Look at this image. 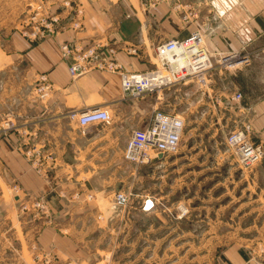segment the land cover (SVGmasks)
I'll use <instances>...</instances> for the list:
<instances>
[{
    "label": "crops",
    "instance_id": "1",
    "mask_svg": "<svg viewBox=\"0 0 264 264\" xmlns=\"http://www.w3.org/2000/svg\"><path fill=\"white\" fill-rule=\"evenodd\" d=\"M17 1L0 0V121L11 115L16 127L0 137V205L12 203L3 198L5 192L14 204L26 197L46 202L50 216L29 220L32 242L60 260L76 259L80 264L114 260L118 246L122 264H257V253L264 255L255 241L257 236L264 238V159L251 172H242L227 150L226 136L220 139L203 127L190 129L189 141L181 142L176 155L153 164L168 166L164 175L170 176V192L151 195L139 184L146 176L144 168L123 159L130 131L149 122L140 125L137 119L144 103H123L117 73L92 71L72 79L60 45L131 46L137 55L120 51L116 60L126 71H147L156 44L196 30L209 52L253 44L264 33V0H167L154 8L147 7V0H46L50 11L60 15L61 27L51 38L37 41L21 34ZM65 2L82 11L78 29ZM189 9L195 16L184 21L182 13ZM40 76L51 86L44 99L34 94ZM97 108L109 112V125L88 126L82 132L67 118L71 111ZM119 110L121 119L127 118L124 125L115 117ZM232 112L247 117L253 140L264 147V97L235 105ZM238 127L235 123L233 130ZM24 143L50 155L42 160L41 171L23 153ZM163 176L162 170L154 173V181L161 183ZM12 184L20 188L19 198ZM116 191L148 194L164 203V209L143 213L137 201L119 210L111 204ZM107 201L109 209L103 210ZM179 206L188 212L181 219L175 217ZM91 209L104 211L101 223L107 233L86 223ZM118 218L120 231L113 228ZM101 233L107 234L109 245L96 247L92 253L98 260L91 263L88 252L82 254L79 247L93 242L98 246ZM100 253L106 255L102 258ZM259 259L264 262V257Z\"/></svg>",
    "mask_w": 264,
    "mask_h": 264
},
{
    "label": "built area",
    "instance_id": "2",
    "mask_svg": "<svg viewBox=\"0 0 264 264\" xmlns=\"http://www.w3.org/2000/svg\"><path fill=\"white\" fill-rule=\"evenodd\" d=\"M26 14L19 22L21 34L26 38L37 41L54 36L61 27L59 14L50 11L46 0H26ZM167 0H147V7H154ZM65 7L70 8L76 19H72L75 29L79 28L78 16L81 10L78 6H71L65 2ZM179 5L175 9L179 12ZM195 16L190 9L182 13L185 21L187 16ZM64 60L68 61V73L72 79L78 78L92 71L117 73L120 79V88L123 99H141L152 92H158L175 84L193 82L199 87L207 84V75L212 69V56L205 48L202 34L196 30L182 38L167 39L156 44L153 54L157 61L147 71L129 72L122 68L116 60L118 52L128 55H137V50L129 46H117L96 42L81 46L77 43L65 42L60 45ZM237 58L236 54L220 56V62L226 63ZM236 60V59H235ZM234 60V61H235ZM238 65L248 64V57L239 59ZM230 64V63H228ZM51 86L45 76H40L34 86V94L40 99L47 97ZM231 100L238 103L241 100L239 92L231 96ZM241 105V104H240ZM70 122L76 124L82 132L88 126L109 125L111 115L106 109H93L85 112L71 111L67 114ZM15 123L11 115H6L0 121V137H6L15 130ZM185 131V122L179 115L156 110L153 112L148 124L142 128H135L130 132L123 159L135 167H144L155 164L160 157L176 155ZM252 125L249 120L240 124V127L230 131L225 138L227 150L242 172H251L264 159V147L252 138ZM24 134V131H22ZM23 153L30 164L38 171L43 168L42 160L48 161L49 154H43L40 149L31 143H24ZM11 191L19 195L20 188L11 185ZM64 198L65 196H61ZM19 198V196H18ZM92 198L88 196V200ZM112 203L123 210L134 202H140L139 210L143 213L150 212L161 206L160 202L148 194H135L132 191H116L112 196ZM22 209L31 217H49V208L46 202L36 197L22 198ZM178 219L187 215V210L179 206ZM35 249V248H34ZM262 253L264 249L262 248ZM257 264H264L263 262Z\"/></svg>",
    "mask_w": 264,
    "mask_h": 264
},
{
    "label": "rangeland",
    "instance_id": "3",
    "mask_svg": "<svg viewBox=\"0 0 264 264\" xmlns=\"http://www.w3.org/2000/svg\"><path fill=\"white\" fill-rule=\"evenodd\" d=\"M16 7L17 20L20 22L26 14V0H18ZM205 44L206 40H204V45ZM240 44V47L234 49L228 47V51L209 52L212 56L211 61L213 66L207 75V84L205 86L199 87L193 82L175 84L164 90L145 95V97L147 96L145 100H143V98L131 100L124 98L123 103L134 107L137 106L139 102L142 104L144 103L139 107L140 110L138 113H136L140 125H145L156 110L179 115L185 122V131L182 141H189V130L197 129L199 131L197 127L215 131L217 132L218 138L223 139L233 130V125L235 123L240 126L242 122L248 120L245 115L239 118L233 115L232 110L235 105L242 106L243 103H253V101H258V99L264 97V33L261 34L253 44ZM229 54H236L237 58L235 61L237 62H239V59L243 56L248 57L249 63L233 67L231 64L220 62V56ZM149 61L151 69L153 67L152 64L157 63L153 53H151ZM210 89L212 91H210ZM237 92L241 94L239 104L231 100V96ZM204 94H207V96ZM115 117H117V121L120 122V125H124V122L127 121V118H125L124 121L121 119L122 115L120 110ZM140 125L138 126L140 127ZM141 168H144L146 176L139 184L145 186L150 191L151 195L155 192L157 196H163L170 192L168 186L170 176L168 175L165 177L164 175L169 173L167 165L156 164L155 167L150 165ZM154 168L162 170V176H164L162 177L161 183L157 179L154 181V173L158 174L160 171H155ZM176 184H180V182H176ZM3 198L8 202L12 201V203L7 206L3 204V207L0 205V264H80V261L76 259L60 260L50 253L43 252V250L30 239L33 227L29 222L31 219L30 214L22 209L20 202L14 204L11 194L5 192ZM89 201L92 202L93 199L90 198ZM106 204L103 210L109 209L110 201H107ZM111 204L113 203L111 202ZM164 206L165 204L163 203L160 209L163 210ZM103 210L98 213L95 209H91L88 222H86L87 224L89 223L88 225H90L91 228L92 224L97 225L98 229L96 230L99 232L107 231L102 227L103 224L101 223L104 220L102 214V212H104ZM166 214L169 217L171 213L167 212ZM114 225V230H121L120 218L114 222ZM182 227H186L184 222H182ZM106 233L100 234V236H104V238L102 240L103 242L98 244V246H96V242H93L79 247L82 254L88 252L90 256L88 258L91 259V263H96L98 260V255L92 253L96 247H108L109 241L107 240ZM92 235L94 239H96L97 234L94 233ZM261 236H257L255 241H259V248H264V238ZM252 247H254V245H252ZM105 255L106 254L103 253L102 258ZM113 255L114 260H107L102 264H122L120 246L114 249ZM259 255L260 257H264L263 254L257 253V263L263 262V260L259 259Z\"/></svg>",
    "mask_w": 264,
    "mask_h": 264
},
{
    "label": "bare ground",
    "instance_id": "4",
    "mask_svg": "<svg viewBox=\"0 0 264 264\" xmlns=\"http://www.w3.org/2000/svg\"><path fill=\"white\" fill-rule=\"evenodd\" d=\"M232 59V58H231ZM236 59V58H235ZM234 59V60H235ZM233 59L231 60V61H229V62H226L225 64H228V63H230L233 67L234 66H237L239 63L237 62V61H234Z\"/></svg>",
    "mask_w": 264,
    "mask_h": 264
}]
</instances>
